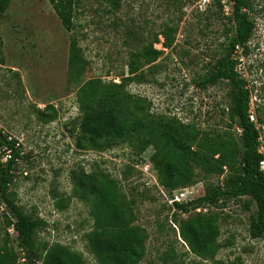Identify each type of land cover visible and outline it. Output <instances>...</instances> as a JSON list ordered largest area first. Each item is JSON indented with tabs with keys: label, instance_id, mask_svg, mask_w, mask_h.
Listing matches in <instances>:
<instances>
[{
	"label": "rangeland",
	"instance_id": "rangeland-1",
	"mask_svg": "<svg viewBox=\"0 0 264 264\" xmlns=\"http://www.w3.org/2000/svg\"><path fill=\"white\" fill-rule=\"evenodd\" d=\"M249 3L254 32L247 54L237 49L233 59L249 91L250 115L264 127V0ZM231 8L230 0H78L67 31L48 0H10L0 19V131L21 151L9 193L24 214L43 223L35 238L39 256L60 245L84 264H101L88 246L91 205L74 192V179L86 173L112 179L131 208L145 248L137 264H264V238L249 233L256 205L248 197L188 213L172 205L180 192L191 202L230 174L191 155L238 145L239 130L228 116L230 87L225 81L200 86L235 34ZM150 46L159 55L146 62L139 53ZM90 81L88 94L117 98L122 118L135 124L132 139L85 142L80 89ZM177 138L181 149L171 142ZM168 150L189 163L185 186L161 181L155 162ZM6 156L0 150V162ZM196 213L211 216L219 230L213 258L195 256L180 237L182 221ZM3 215L0 204V248L26 264Z\"/></svg>",
	"mask_w": 264,
	"mask_h": 264
},
{
	"label": "trees",
	"instance_id": "trees-1",
	"mask_svg": "<svg viewBox=\"0 0 264 264\" xmlns=\"http://www.w3.org/2000/svg\"><path fill=\"white\" fill-rule=\"evenodd\" d=\"M48 1L62 27L67 31L71 30L73 11L78 0ZM9 2L10 0H0V19ZM230 2L235 34L222 45L221 57L217 59L213 69L202 77L200 86L205 88L225 81L230 87L228 116L239 130L238 145L228 152H217L216 149L205 145L206 156L201 155L202 152H194L191 155L193 161L199 165H208L211 171L222 172V168L227 167L230 174L222 183L208 187L202 196L191 202L174 201L172 205L177 212L188 213L189 210L212 206L222 200L248 197L256 205V212L250 224V236L264 238V177L259 170V163L263 159L258 152L259 131L250 121L249 91L245 81L235 71L236 61L233 59L237 49L247 54V44L252 38L255 27L248 14L249 0H230ZM166 38L168 45L169 38L168 36ZM158 55L159 51L151 46L139 53L140 58L146 62L155 61ZM77 57L76 43L72 42L73 64H78ZM128 71L130 75L136 72L131 63ZM135 77L136 75L128 80H133ZM91 84L94 82L90 81L80 89L83 113L81 131L85 142L96 145L108 138L132 139L135 124H128L122 118L120 114L122 109L118 105L117 98L111 94L108 95L110 96L108 101L97 99L95 94L86 92V87ZM171 142L177 149L182 148L179 138L172 139ZM0 150L8 155L5 162H0V204L4 212V225L12 228L16 233L19 246L25 253L26 264H37L39 261L41 264H84L78 255L60 245L50 247L43 257L39 256L35 247V238L43 223L24 214L9 193L12 172L17 161L21 159L20 148L15 140L0 131ZM217 153L219 157L213 159ZM174 157L168 150L155 162L163 185L171 189L185 186L191 178L189 163ZM73 183L75 194L91 205V215L94 219V228L88 237L91 252L101 264H137L145 252L143 235L132 225L133 212L121 200L114 181L104 174L79 173ZM218 234L219 230L214 219L200 213L189 216L180 225V237L189 251L199 258L214 257ZM0 264H16L15 258L8 251L0 248Z\"/></svg>",
	"mask_w": 264,
	"mask_h": 264
},
{
	"label": "built area",
	"instance_id": "built-area-1",
	"mask_svg": "<svg viewBox=\"0 0 264 264\" xmlns=\"http://www.w3.org/2000/svg\"><path fill=\"white\" fill-rule=\"evenodd\" d=\"M250 117V121L252 123H254V118L252 115L249 116ZM255 127L256 129L259 131V137H258V142H259V145H258V152L263 156V159L261 160V162L259 163V170L261 171L262 173V176L264 177V127L263 125L261 124H255ZM8 158V155L6 156ZM184 191L180 192L178 194V196L175 198V202H180V201H185L186 199V196H187V193H183ZM12 231H14L12 228H11Z\"/></svg>",
	"mask_w": 264,
	"mask_h": 264
}]
</instances>
